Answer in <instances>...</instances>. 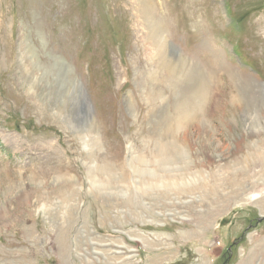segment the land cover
Segmentation results:
<instances>
[{
	"label": "rangeland",
	"instance_id": "obj_1",
	"mask_svg": "<svg viewBox=\"0 0 264 264\" xmlns=\"http://www.w3.org/2000/svg\"><path fill=\"white\" fill-rule=\"evenodd\" d=\"M149 3L0 0V264H264V0ZM59 63L88 125L29 89H57ZM192 67L207 84L185 114L171 81ZM171 141L192 155L188 192H136L145 169L168 175Z\"/></svg>",
	"mask_w": 264,
	"mask_h": 264
},
{
	"label": "bare ground",
	"instance_id": "obj_2",
	"mask_svg": "<svg viewBox=\"0 0 264 264\" xmlns=\"http://www.w3.org/2000/svg\"><path fill=\"white\" fill-rule=\"evenodd\" d=\"M143 2H144V6H145L144 7L145 13H147V12L149 13V11H150V9L148 10V7L150 8L149 0H145V1L143 0ZM153 33L155 34V32L152 31L151 34L149 35V39H150V43L152 44V46L154 48L155 55L160 59L159 63H160V61L163 63H168V64L170 63L169 64L170 66L168 67V69H169L168 71H171V72L177 71L176 66H175L176 65L175 62L168 60L167 57L162 54V50H160V49L157 50L156 43L159 41L158 40L159 38H156V36H153ZM215 61H216V58L213 59V63H214V65H217V63H215ZM52 68H53L52 71L56 72L54 83H56V82L59 83V85H58L59 87L57 89L52 88L51 82L47 83V85H43L41 79L39 77H35V76H32L29 79L30 80L28 82L29 89L32 90L34 94H37V93L39 94L42 87H45V89L47 88L49 91L48 93L51 95V100H53L54 103H57L58 101H60L59 98L64 103H66L67 100H69V98H72V100L74 101V105H73L74 106V112H75V114H77V119H78V122H77V119L73 122V123L77 122V124H75V126H81L82 127V125L90 124L88 121V116L91 112L90 111V109H91L90 103H89L87 96L85 95V92H83L82 86L79 85L76 81L73 82V81L67 80L66 74H65L66 71L63 70L62 64L59 63V65H57L56 67H52ZM44 69L46 70L45 67H44ZM226 69H229V67H227ZM196 71L197 70L192 67L191 72L189 74L185 75L184 79H186V81L184 82L183 85L181 84V86L183 88L182 90H180L177 87V85L174 86L176 80H179V78L181 77V74H179V75L177 74L175 81L174 80L171 81L173 83V87H174L173 94L175 95V97H177V99H176L177 107L179 106V103H180L179 102L180 97L187 98L186 101L188 102L187 103L188 110L184 108L183 113H185L186 111L189 112V110L193 106V103H191V101L189 100V95L191 96L192 92H194L193 97L197 92L200 93L199 95H196L198 98H200L204 95L203 93L200 92V89L206 87L207 79H206L205 74L199 72V70H198V73ZM187 86H188V91L186 89ZM201 91L204 92L203 90H201ZM61 105L64 107L62 102H60V106ZM62 112H63L62 107H59L58 111H56L57 114H60ZM192 115H193V112H192ZM66 117L70 121V115H67ZM131 149H132V147L130 148V151H131ZM156 153H157L155 156L156 160L154 162L156 164H159L158 167L160 166L161 169L163 171H165V173L166 172L168 173V175L156 177L157 172H155L154 170H149L147 168L148 170L145 169V171H148L147 174L150 177L148 180L145 179L144 181H142V180L138 181V178L133 176L132 183L136 187L135 191L136 192L142 191V192H146V193H149V192L157 193V191H159L160 188H165L166 191H176V192H181V193H183V192L187 193L188 187H189L191 182L187 183L184 180V178L187 175V171H188L189 166L193 162L192 155L190 154L189 150L187 148L179 147L178 145L176 146L175 143L173 141H171V144L169 147L167 145L158 146V147L156 146ZM131 160H132L131 158L127 160L126 166H124V169H126L127 166H129L130 168H132V170L135 173H137L138 171H137L136 167L138 169H142L141 163H139L138 166H134L132 164ZM141 162H143V160H141ZM95 165L91 164L89 168H94ZM142 165H143V163H142ZM150 169H152V168H150ZM176 171H179V174H177V173L173 174L172 173V172H176ZM138 173H140V172H138ZM189 174H191V173H189ZM97 183H98V185H104V184H100L99 182H97ZM110 183H111V181H109L107 184H110ZM138 183H140L139 186H137ZM130 187L131 186L129 185V189H130ZM133 237L134 236H132V238ZM133 239L139 240V241L143 240L139 236L135 237ZM121 245H123V244H121Z\"/></svg>",
	"mask_w": 264,
	"mask_h": 264
}]
</instances>
